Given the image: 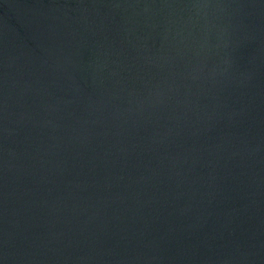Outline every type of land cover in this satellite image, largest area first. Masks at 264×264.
Instances as JSON below:
<instances>
[{"label":"water","instance_id":"water-1","mask_svg":"<svg viewBox=\"0 0 264 264\" xmlns=\"http://www.w3.org/2000/svg\"><path fill=\"white\" fill-rule=\"evenodd\" d=\"M0 264H264V0H0Z\"/></svg>","mask_w":264,"mask_h":264}]
</instances>
